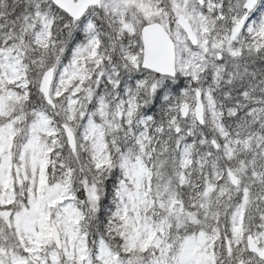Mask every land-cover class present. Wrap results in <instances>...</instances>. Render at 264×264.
Masks as SVG:
<instances>
[{"label":"clouds","instance_id":"obj_1","mask_svg":"<svg viewBox=\"0 0 264 264\" xmlns=\"http://www.w3.org/2000/svg\"><path fill=\"white\" fill-rule=\"evenodd\" d=\"M262 31L261 0H0V264H264Z\"/></svg>","mask_w":264,"mask_h":264},{"label":"snow or ice","instance_id":"obj_2","mask_svg":"<svg viewBox=\"0 0 264 264\" xmlns=\"http://www.w3.org/2000/svg\"><path fill=\"white\" fill-rule=\"evenodd\" d=\"M261 3L264 4V0H261ZM256 5V0H248V7H253ZM71 10V9H70ZM262 34H264V31H262ZM149 56H158L160 55V53L156 52L153 50V46L151 43H149V52H148ZM39 210V205H33L32 207V211L35 212ZM17 219L19 220V217H17ZM262 255H264V253H261Z\"/></svg>","mask_w":264,"mask_h":264}]
</instances>
